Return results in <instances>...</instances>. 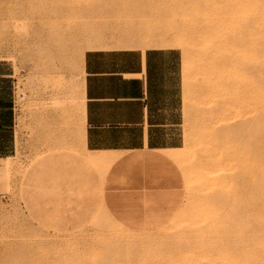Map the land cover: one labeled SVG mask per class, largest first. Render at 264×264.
Masks as SVG:
<instances>
[{
    "label": "rangeland",
    "instance_id": "rangeland-1",
    "mask_svg": "<svg viewBox=\"0 0 264 264\" xmlns=\"http://www.w3.org/2000/svg\"><path fill=\"white\" fill-rule=\"evenodd\" d=\"M258 1L0 0L17 138L2 177L0 264H264ZM148 48L180 55L184 139L172 160L182 201L148 233L163 240L110 216L101 194L111 159L83 142L84 54Z\"/></svg>",
    "mask_w": 264,
    "mask_h": 264
},
{
    "label": "crops",
    "instance_id": "crops-1",
    "mask_svg": "<svg viewBox=\"0 0 264 264\" xmlns=\"http://www.w3.org/2000/svg\"><path fill=\"white\" fill-rule=\"evenodd\" d=\"M83 142L111 159L102 185L110 216L145 235L177 214L172 160L183 145L180 55L171 48L94 49L83 56ZM12 74L0 69V194L17 149ZM161 236V237H160Z\"/></svg>",
    "mask_w": 264,
    "mask_h": 264
},
{
    "label": "bare ground",
    "instance_id": "bare-ground-1",
    "mask_svg": "<svg viewBox=\"0 0 264 264\" xmlns=\"http://www.w3.org/2000/svg\"><path fill=\"white\" fill-rule=\"evenodd\" d=\"M257 2H259V1L257 0ZM261 2H264V0H261ZM254 4H258V3L254 2ZM260 5L264 6V4H261V3H260ZM257 6H258V9H257V8H256V9H257L258 11L261 10V8L259 9V4H258ZM262 6H261V7H262ZM255 7H256V6H255ZM257 10H255V11H257ZM257 14L262 15V14H264V13L261 14V13L256 12V16L258 17ZM259 18L262 19V20H264V18L258 17V20H255V22H256V21L258 22V23H256V24H259L258 26L260 27L261 25H264V21H260V23H261V25H260V23H259ZM252 25H253V24H252ZM261 28H262V31H264V26H262ZM257 30H258V29H257ZM260 33H261V32H260ZM260 33H259V34H260ZM262 35H264V34H262ZM262 35H261V36H260V35L258 36V37H260V38H258V40L261 39V37H264V36H262ZM258 40H257V43H258ZM260 42H261V43H264V41L259 40V43H258L259 45H260ZM261 45H264V44H261ZM256 46H257V45H256ZM259 47H260V46H259ZM255 69H256V68H255ZM41 75H42V74H41ZM40 77H44V76H39V78H40ZM34 78H35V77H34ZM41 79H42V78H41ZM41 79H40V80H41ZM43 79H44V78H43ZM43 79H42V80H43ZM44 80H45V79H44ZM44 80H43V81H44ZM257 82H258V81H257ZM32 83H33V82H32ZM258 85H259V84H258ZM25 86H26V85H25ZM40 86H41V85H40ZM40 86H39V81H37L36 83L33 84L32 87H34L35 89H38V87H40ZM44 86H45V85H44ZM42 87H43V86H42ZM42 87H40L39 89H41ZM23 89H24V88H23ZM42 89H44V87H43ZM67 89H68V88H67ZM61 90L63 91V88H62ZM255 90H256V88H255ZM42 91H43V90H41V92H42ZM44 91H45V89H44ZM44 91H43V92H44ZM62 91H61V92H62ZM39 92H40V90H39ZM256 92H258V90H257ZM44 93H45V92H44ZM62 93H63V92H62ZM62 93H61V94H62ZM256 94H257V93H256ZM259 94H260V93H259ZM42 95H43V94H42ZM62 96H63L64 100H62V102H60V107L62 106V108H63V107H65V106L67 105V101H68V100H67V96L65 97V92L62 94ZM261 97H262V95H261ZM256 98H257V96H256ZM61 99H62V98H61ZM61 103H62V105H61ZM60 107H59V108H60ZM66 111H67V110H65V112H66ZM65 112H64V113H65ZM62 113H63V111H62ZM66 113H67V112H66ZM66 113H65V114H66ZM61 116H63V118H64V115H63V114H62ZM65 116H66V115H65ZM63 118H61V119H63ZM66 119H67V118H66ZM66 119H65V120H66ZM63 120H64V119H63ZM63 120H62V121H63ZM65 120H64V122H65ZM64 122H63L62 124H64V126H65V123H66V122H65V123H64ZM64 128H65V127H64ZM60 130H61V129H60ZM62 131H63V128H62ZM62 135H63V134H62ZM262 149H264V148H262ZM260 244H261V243H260ZM226 246H227V245H226ZM235 254H236V253H235ZM232 261H233V260H232Z\"/></svg>",
    "mask_w": 264,
    "mask_h": 264
}]
</instances>
